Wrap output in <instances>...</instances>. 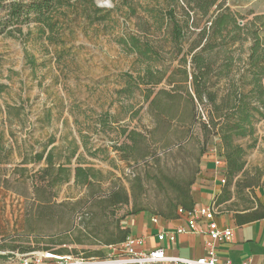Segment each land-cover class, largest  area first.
<instances>
[{
    "label": "rangeland",
    "instance_id": "374dc122",
    "mask_svg": "<svg viewBox=\"0 0 264 264\" xmlns=\"http://www.w3.org/2000/svg\"><path fill=\"white\" fill-rule=\"evenodd\" d=\"M92 1L103 10L97 16L111 11L106 20H96V13L90 4L72 0L73 9H62L65 15H59L57 29L53 32L46 30L41 34L39 24L29 23L23 25L21 31L12 29L0 34V86L3 87L0 92V130L3 141L13 146V160L0 163V184L7 180L0 185V263L18 256L21 252L16 249L17 246L37 249L46 245L36 242V239L46 241L61 227L57 225L61 218L49 222L40 218L38 205L32 199L30 180L43 164L16 167V162L21 159L16 149L18 145L23 148L34 146L39 150L38 143L47 142L50 138L54 139L51 146L58 147L75 141L79 147L77 153L84 158L83 165L101 172L102 180L96 187L98 191L106 193L112 187H120L129 193V203L120 206L118 214L137 208L152 213L163 210L171 195L170 191L165 193L163 178L186 179L192 174L198 177L201 172L204 155L200 154V122L192 125L186 139L176 140L174 133L180 126L175 121L168 129L155 130L154 117L148 111V103L144 102L145 89L151 85H140L132 95L120 92L125 73L136 75L137 80L141 69L147 66L152 69L157 66L166 73L156 89L171 88L168 76L181 66L178 64L179 58L171 59L167 53L168 43L160 42L164 44L161 61L148 63L126 53L115 40L126 33L135 34L141 39L161 38L150 10H165L172 6V0ZM219 2L229 6L239 17H244V22L264 13V0ZM183 6L178 0L175 7L182 25L186 19L181 8ZM85 10L91 14L90 18L85 17ZM190 16L194 18L197 28L192 27L187 31L184 48L206 20H199L192 12ZM145 23L149 26L147 30L142 29ZM181 78L182 75L178 73L173 80H180L182 91L185 85L181 83ZM223 85V81L219 80L218 95L222 94ZM198 110L203 112L204 107L198 104ZM102 114L109 115L107 128L98 124ZM121 127L146 135L150 149L156 153L138 161L124 156L116 150L126 141L124 135H119ZM83 141L86 142L87 151ZM235 143L246 151L243 156L244 172L235 178L240 188H236L235 182L230 187H234L243 197L246 192L264 186V118L255 123L253 139L237 138ZM220 148L219 137H213L207 153H219ZM88 150L97 152L90 155ZM246 182L255 185L246 188ZM86 192V188L74 185L71 180L60 186L55 199L57 203L75 202L85 198Z\"/></svg>",
    "mask_w": 264,
    "mask_h": 264
},
{
    "label": "trees",
    "instance_id": "16d2710c",
    "mask_svg": "<svg viewBox=\"0 0 264 264\" xmlns=\"http://www.w3.org/2000/svg\"><path fill=\"white\" fill-rule=\"evenodd\" d=\"M80 1L93 7L96 20L103 21L110 16V10L97 16L103 10L96 7L92 0ZM180 1L186 14L184 25L179 22L175 12L178 0H172V6L165 10H150L154 14L158 25L155 27L161 38L141 39L135 34L126 33L115 40L126 53L148 63L160 62L164 51V44L161 45L160 42L168 43L167 53L171 59L179 58L178 64L181 66L168 76L171 88L156 89L166 73L157 66L153 69L147 66L141 69L137 80L136 75L125 73L124 86L120 92L132 95L140 85H151L145 89L144 102L148 103V111L154 117L155 130L168 129L171 122L175 121L180 126L174 133L176 140L186 139L191 133L192 125L200 122L201 156L207 153L212 138L219 137L225 184L221 194L215 198L217 205L229 198V187L233 182L236 188H240L235 178L244 172L243 156L246 151L235 140L244 137L253 139L255 123L264 118V13L254 15L244 22V17H239L219 0ZM65 7L73 9L72 0H0V34L12 29L21 31V27L29 23L39 24L41 34L46 30L53 32L57 29L59 15H65L62 10ZM191 12L199 20H206L187 48H184L187 31L192 27L197 28L194 18L190 16ZM84 15L91 17L87 10ZM148 27L146 23L142 25L144 30ZM178 73L182 75L181 83L185 85L182 91L180 80H173ZM219 80L224 84L221 95H218ZM2 89L0 86V92ZM198 104L204 107L205 115L198 110ZM108 118L107 114L98 118L100 127H108ZM119 135H124L126 141L117 146L116 150L131 160H145L156 153L150 149L146 135L138 131L121 127ZM53 143V138L38 143L39 150L34 146H16L21 158L20 162H16V167L43 164L32 174L30 180L32 199L38 205L40 218L46 222L57 217L62 219L57 222L61 226L59 231L46 241L36 239V242H44L46 245L37 249L17 246L16 249L21 252L18 255L46 250L85 258H106L107 246L121 243L129 236V229L123 225V220L128 215L146 210L137 208L132 212L118 214L120 206L129 203V193L120 187H112L108 192L101 193L96 189L102 180L101 172L92 166L83 165L84 158L81 153H77V143L71 141L61 147L51 146ZM82 144L87 151L86 142L83 141ZM12 150L13 146L3 141V132L0 130V163L13 160ZM88 152L95 155L97 150ZM197 179L196 174L186 179L164 177L165 193L170 191L171 195L163 210L151 213L164 218H176L179 208L191 211L195 206L192 187ZM71 180L74 185L86 188L85 198L57 203L55 198L60 186ZM1 182L6 183L7 180ZM157 182L163 185L160 180ZM253 185L255 184L246 182L244 187L252 188ZM70 246L73 247L69 248ZM16 258L17 256L8 258L0 264L10 263Z\"/></svg>",
    "mask_w": 264,
    "mask_h": 264
},
{
    "label": "crops",
    "instance_id": "0c3cea01",
    "mask_svg": "<svg viewBox=\"0 0 264 264\" xmlns=\"http://www.w3.org/2000/svg\"><path fill=\"white\" fill-rule=\"evenodd\" d=\"M217 155V151L209 152L202 159L201 172L192 187L194 205L213 206L218 224L233 230L232 240L216 247L219 259L229 260L232 264L246 260L250 264H264V186L246 192L243 197L238 195L234 187H229V198L216 205L215 198L224 187L220 182L223 169H216L214 163ZM154 217L156 221H153ZM180 224L185 225L180 215L164 218L149 211L128 215L123 220V225L129 229V236L142 239L140 248L144 250L162 247L165 254L170 256L191 259L205 256L208 240L205 232L182 233L173 242L158 237L160 233L172 231Z\"/></svg>",
    "mask_w": 264,
    "mask_h": 264
},
{
    "label": "built area",
    "instance_id": "2783aa9c",
    "mask_svg": "<svg viewBox=\"0 0 264 264\" xmlns=\"http://www.w3.org/2000/svg\"><path fill=\"white\" fill-rule=\"evenodd\" d=\"M214 163L216 169L224 168V160L220 154L214 158ZM220 182H225L223 176ZM177 213L184 218L185 225L180 224L172 231L160 233L158 237L173 242L176 236L182 233L205 232L208 236L205 256L197 259L170 256L165 254L162 247L144 250L140 248L141 238L128 236L121 243L107 246L108 256L106 258H85L39 250L27 255H18L14 261L7 264H232L229 260H221L217 256V245L230 242L233 238V230L218 224L213 206L197 205L191 211L179 208ZM153 221H156L155 217ZM240 264H250V262L246 260Z\"/></svg>",
    "mask_w": 264,
    "mask_h": 264
}]
</instances>
